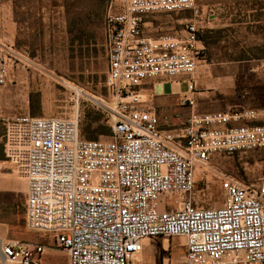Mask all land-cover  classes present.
<instances>
[{
  "label": "built area",
  "instance_id": "2783aa9c",
  "mask_svg": "<svg viewBox=\"0 0 264 264\" xmlns=\"http://www.w3.org/2000/svg\"><path fill=\"white\" fill-rule=\"evenodd\" d=\"M6 8V0H0V12ZM187 12L192 17L183 36L145 35L147 16ZM205 21L197 0H109L106 97L92 98L67 82L75 109L70 119L8 117L0 98L6 157L27 184V227L51 235L69 264H136L145 242L158 238L184 240V264H264V175L257 184H246L218 173L224 207L196 206L197 167L214 170L215 157L264 150V124L256 123L264 119V108L196 110V75L206 57L200 37ZM4 51L0 94L13 78L9 58L24 60L14 50ZM180 76L188 77L189 95L180 106L190 115L175 123L160 115L151 85ZM90 100L107 113L110 141L82 135L80 108ZM165 195H179L181 204L162 208ZM47 248L0 240V259L3 264H42Z\"/></svg>",
  "mask_w": 264,
  "mask_h": 264
},
{
  "label": "rangeland",
  "instance_id": "374dc122",
  "mask_svg": "<svg viewBox=\"0 0 264 264\" xmlns=\"http://www.w3.org/2000/svg\"><path fill=\"white\" fill-rule=\"evenodd\" d=\"M7 1V0H6ZM36 8L46 5L50 11V28L40 44L41 59L29 69L23 60L9 58L11 68L26 66L29 75L8 83L4 99V113L36 117L70 119L75 109L70 91L65 84L83 88L92 98L107 95L106 80L109 56L106 48L104 20L106 0H17ZM206 20L201 24L200 37L206 42V57L200 62L196 75L200 112H228L264 108V0H197ZM190 13H157L144 18L145 35L158 37L164 34L183 36ZM36 20V19H35ZM38 20H36L37 22ZM6 54L1 51V55ZM11 59V60H10ZM23 70V67H19ZM178 85L170 86L159 96L155 95L158 110L169 109L175 120L182 114L181 97L189 95L188 77L175 78ZM171 81V80H167ZM169 84V83H167ZM153 87V86H152ZM155 87H157L155 85ZM178 93L180 95H178ZM5 106V107H4ZM196 109V110H197ZM80 127L105 132L107 113L93 100L85 101L80 108ZM189 111L185 112V115ZM110 122V121H109ZM256 123L264 124V119ZM5 126L0 120V240H16L47 246L42 264H69V257L49 234L36 233L26 225H15L16 210L25 216L26 181L19 178L5 157ZM83 135V133H82ZM112 136L100 135L98 141H110ZM211 170L197 167L194 197L196 206L204 209L224 207L226 193L218 173L229 174L246 184H257L264 175V150L248 154L215 157ZM181 204L179 195H165L161 206L176 208ZM186 250L181 239L158 238L147 240L141 262L136 264H184ZM0 264H3L0 259Z\"/></svg>",
  "mask_w": 264,
  "mask_h": 264
},
{
  "label": "crops",
  "instance_id": "0c3cea01",
  "mask_svg": "<svg viewBox=\"0 0 264 264\" xmlns=\"http://www.w3.org/2000/svg\"><path fill=\"white\" fill-rule=\"evenodd\" d=\"M7 8L4 11L0 12V55L1 51L3 52L6 50L9 52L10 50H14L16 54H19L21 57L24 58L23 62L32 67V64H37L38 61L41 59L40 57V44L42 39L45 35V25L49 21L47 28H50V21L51 19L48 18V12L50 9L46 5H40L36 8L30 7L27 4L22 6L18 5L17 0H7ZM38 20L36 22V20ZM29 69V68H27ZM23 68H16V70H11V79H17V83L15 85H19L20 78H24L25 75H29L30 71ZM169 83V84H167ZM166 84V85H165ZM178 85V81L172 79L171 81L165 80H155L152 82L151 87L155 91V95L159 96L164 91V85L166 86V90L170 89L171 85ZM155 85L157 87H155ZM8 86V84H7ZM7 86H5L0 94V98L4 105V99L7 93ZM178 95H180L178 93ZM181 98L184 96H180ZM157 106V105H156ZM5 107V106H4ZM158 108V107H157ZM169 109L163 108L159 111L160 115L170 113L168 112ZM189 111V114L185 115V112ZM182 114H178L174 122L180 123L185 120L190 115V110L182 108ZM199 113H210V112H200ZM18 115H8V117H16ZM176 239V238H172ZM181 239V238H179ZM181 244L184 247V240L181 239ZM141 262V261H138ZM137 262V263H138Z\"/></svg>",
  "mask_w": 264,
  "mask_h": 264
},
{
  "label": "trees",
  "instance_id": "16d2710c",
  "mask_svg": "<svg viewBox=\"0 0 264 264\" xmlns=\"http://www.w3.org/2000/svg\"><path fill=\"white\" fill-rule=\"evenodd\" d=\"M108 2H109V0H106L107 7H108ZM201 37H202L203 41L206 42L205 37L204 36H201ZM34 117H36V116H34ZM106 118H107L106 121L108 122V125H109L110 122H109L108 116H106ZM104 127H105L104 128L105 132H102L100 130L92 129V125H90V124H85V125L82 126L83 137L85 139H87V140H90V141H98L100 135L112 136L113 135V131H112L111 125L104 126ZM3 148H4L5 157L1 158V161H8L7 157H6V153H5L4 142H3ZM238 155H240V154H237V156ZM15 214L17 216V220L15 221V225H21V226L26 225L27 226L26 208H25V216L20 214L18 209L16 210Z\"/></svg>",
  "mask_w": 264,
  "mask_h": 264
}]
</instances>
